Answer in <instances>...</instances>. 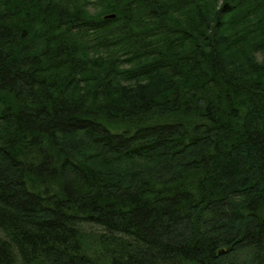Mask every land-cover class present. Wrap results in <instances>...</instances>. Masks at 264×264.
Segmentation results:
<instances>
[{
    "label": "trees",
    "instance_id": "obj_1",
    "mask_svg": "<svg viewBox=\"0 0 264 264\" xmlns=\"http://www.w3.org/2000/svg\"><path fill=\"white\" fill-rule=\"evenodd\" d=\"M82 223L264 264V0H0V264H96Z\"/></svg>",
    "mask_w": 264,
    "mask_h": 264
},
{
    "label": "rangeland",
    "instance_id": "obj_2",
    "mask_svg": "<svg viewBox=\"0 0 264 264\" xmlns=\"http://www.w3.org/2000/svg\"><path fill=\"white\" fill-rule=\"evenodd\" d=\"M80 228L83 232L82 245L86 254L91 257L96 264H112V256L109 254L110 248L108 249V247H111L112 250L116 248L112 246L111 235H108L103 227L92 223H82ZM116 237L117 239L133 242L132 238L130 239L123 235H117ZM107 241H109L111 245H108Z\"/></svg>",
    "mask_w": 264,
    "mask_h": 264
}]
</instances>
